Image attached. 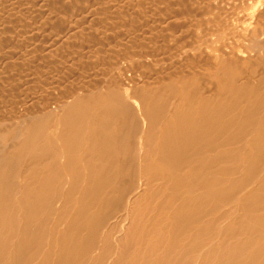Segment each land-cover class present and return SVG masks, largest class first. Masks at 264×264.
Here are the masks:
<instances>
[{
  "label": "bare ground",
  "instance_id": "obj_1",
  "mask_svg": "<svg viewBox=\"0 0 264 264\" xmlns=\"http://www.w3.org/2000/svg\"><path fill=\"white\" fill-rule=\"evenodd\" d=\"M220 1L233 15L251 0ZM7 2L12 11L1 14L0 32L26 8L70 6L62 0H0V10ZM128 2L113 7L137 14L136 5ZM258 4L255 13L264 17V5ZM46 17L41 22L45 26L58 18ZM239 17L237 13L235 19ZM152 19L146 33H154L159 25L167 29L178 24L171 16ZM227 20L215 16L211 22L234 31ZM89 28H73L75 34L68 37L61 34L63 29L55 40L64 46L70 35H76V41L82 38L77 34L90 37ZM224 35L201 34L197 45L183 48L174 59L164 55L163 63L185 57L188 72L175 78L172 74L173 79L156 90L131 92L139 89L132 77L144 68L131 57L124 59L122 68H113L112 63V68L86 72L100 80L99 92L46 97L49 105L38 114L15 119L11 125L0 120V264H264V63L255 50L251 53L263 43L252 31L249 47ZM238 35L247 39L242 32ZM2 38L0 48L7 43ZM134 38L140 43L141 37ZM82 41L81 46L88 42ZM80 49L71 50L76 54ZM90 50L88 54L94 55L95 48ZM248 66L258 79L244 74ZM122 69L124 76H119ZM55 73L52 83L61 78ZM40 99L28 95L25 105ZM230 204L234 206L229 210Z\"/></svg>",
  "mask_w": 264,
  "mask_h": 264
},
{
  "label": "rangeland",
  "instance_id": "obj_2",
  "mask_svg": "<svg viewBox=\"0 0 264 264\" xmlns=\"http://www.w3.org/2000/svg\"><path fill=\"white\" fill-rule=\"evenodd\" d=\"M62 1L67 2V4L70 2L69 3L70 6H68V8L64 9V10H58V9H56V7L54 8L52 5H51L52 7L49 6V8L51 7V9H47V10L44 9V11H43V9H39V8H38L39 10L37 8H34V9L33 8H26V10L24 9L23 11L18 13L16 18L11 19L13 21L12 22L10 21L12 24L9 25L10 27H7L8 29H5L4 32L3 31L0 32V35L1 34L3 35L4 33H5L4 35H6V36L1 35L0 37L1 38L4 37V39L5 38L7 39V40H4V42L7 41V43H5L6 45L3 44V46H2L4 50L2 51V47L0 48L1 49L0 51L3 54L2 55L0 53V101H1L0 102V120L4 123L6 122V125L8 123H9V125L13 124V122H15L14 121L15 119L28 118L31 115L38 114V112L42 111L43 108L44 109L47 108L49 104H48V100L46 99V97L47 98L52 97V98H56V99L57 98L58 99H61V98L66 99L67 96H69L73 93H77V92L89 93V92L101 91V88H102L100 86L101 82H99L100 80L97 79L98 77L96 75L93 76L90 74L89 75L87 74L88 75L87 76L86 72L91 70L93 67L95 69L112 68V66H113L112 63L114 64L113 68H115V67H118V68L121 67L122 68L126 62V60H124V59H128V58L129 59H132V58L135 59L136 58L139 62L142 63V65L145 68V70H144V68L142 70H140L138 72V75H135L132 77L133 81L135 82L136 86L139 87V89L137 90L138 92L137 91L135 92L134 89H132L131 92L134 91V94H137V93L141 92L140 89L142 91H146V90H149L151 88L156 90V88L159 87L163 81H165V82L169 81L170 77L173 79L174 75H179L180 73L184 74V73L188 72L185 65L183 66V64H185V61L183 60V59H185V57H183V59H182L183 62H182V60L179 59L180 57H178V60L181 63V65L178 62V60H176L177 62L175 60H172L170 63L169 62L163 63L160 61V60H162V57L164 55H166L167 57L170 56L172 59H174V56L176 54L177 55L180 54L184 49H188L189 46H191L192 44L197 45L195 39H197V41H198L199 39L203 38L202 36L206 37V35L209 32H213V31H215L217 33H221L222 35L225 34L224 36L226 38H231L232 40H235L237 42V44H239V45L242 44V47H244V46L249 47L251 45L250 44L251 41L248 40V38H249L248 33L250 34V31L255 32V33H259L260 36L257 35L256 37H257V39H258V37L260 38L258 42L263 43V45L261 44L262 47L260 45L257 49L254 48L253 50H251V53L255 50L254 51L255 54L254 53H252V54H254L255 57L261 59V61H263V63H264V17H260L259 14L257 15V13H255V8H254V7H256V4H258V3H259L258 5L261 4L263 6L264 0L248 1V4H246V6L247 5L249 6V3L251 2L250 6L249 7L248 6L247 7L242 6L244 9L241 6L240 7L238 6L239 8L235 7L237 9V10L235 9L237 12L233 15L231 13V11H233V10L227 9V7H225L224 3L220 0H209V1L208 0H197V1L196 0H163V1H165L164 3H162L163 1H161V0H159L160 2L157 1L154 3L153 2H147L146 0H133V1L132 0H122V1L117 0L115 2H114V0H109L105 4H104V2L102 3L101 0H62ZM126 1H129L130 3L129 2L128 3L131 5H132V2L136 5V7L138 9L137 14L134 15L129 10H128V12H125V13L122 12L121 13V12H119V10L114 8L115 6L113 7V5H115V3L119 4L121 2H126ZM185 1H188L189 3L186 4L187 2H185ZM142 3H144V4H142ZM5 4H4V7L2 6V8L0 10V12H1L0 13V21H2V19H3L2 16H5V14H8L10 11H12L11 6L8 4V2L6 5ZM211 5H212V7H211ZM81 6L82 7L88 6L87 7L88 10L82 11ZM209 6H210V9H209ZM200 7L204 11L200 10ZM219 7H222V8H219ZM223 8H225V9H223ZM240 8H241V10H240ZM7 9H9V10H7ZM90 10L92 12H90ZM48 11H49V13H48ZM243 11H244V14H243ZM224 12H226V13H224ZM88 13H90V14H88ZM113 13H114V15H113ZM237 13H238V17L240 14H242V16L235 19V17H237ZM1 14H2V16H1ZM51 14H52V17H54V16L58 17V18H56V20H54L52 22V25L48 24V26H45L43 23H41V22H43L42 20L45 21V19L47 18L46 15L50 16ZM244 15H246V18ZM170 16L172 17V19H174V18L177 19L178 24L176 26L175 25L169 26L170 28L167 27V29H166V27H164L165 29L162 27V29H161L160 25H159L157 28H155L154 33H146L145 32L146 24L151 23V21L153 20L152 19L153 17L154 18H159V17L167 18ZM215 16L216 17L219 16L220 18H222L223 21L227 20V18L229 17L227 21H229V22L232 21L233 25L235 26L234 27L235 32L231 31L232 30L231 28H226L225 25L220 26L215 21L211 22V20H214ZM230 16H234V17L230 18ZM247 16H248V18H247ZM205 17H206V19H205ZM178 18H179V20H178ZM132 19H133V21H132ZM182 19H184V20H182ZM238 20H239V22H238ZM35 21H37L38 23H36ZM178 21L183 22V24L181 22H178ZM202 21L206 22V24H203ZM207 21H209L210 23ZM33 23L36 25V28H34V29L32 28V26L34 27ZM73 23H75V25H73ZM144 23H145V25H144ZM179 23H181L182 25ZM195 23H196V25H195ZM198 23H200L202 26ZM40 24L41 25L43 24L42 25L43 28L41 27ZM84 24L86 25L85 27H84ZM249 24L254 26V27L249 29L250 28ZM69 25L71 28L73 26L74 29H78V28L80 29L82 27L83 28H89V27H87V25H89L92 29L89 28V32H88V29H86V31L88 32V35H90V37L87 36V32H86V35L84 34L87 37H84L81 34H80L81 35L80 36L79 34L76 33L78 35V38L82 37L81 39L83 41L81 39H79L80 40V43H79V40L78 41L75 40L77 38H73V37H76V35L75 36L70 35L68 41L65 42L66 44L64 43V46H63L62 42H57L55 40V35H56V33L58 34L60 31L62 32L63 29H64L65 33H63V32L62 33L60 32V33L62 35L65 34V37H68L69 33L75 34V33H71L73 28L71 30L70 27H68ZM190 25H192V26H190ZM257 29H259V30H257ZM90 30L92 33H94L93 34L94 36H92V33L90 32ZM29 31H30V33H29ZM50 32L51 33L53 32V33L51 34ZM241 32L244 33L246 38L247 37L248 38L244 39L241 37L242 35L239 36L238 33H241ZM89 33H91V34H89ZM106 33H108V34H106ZM201 34H202V36H201ZM100 36L102 37V39H101L102 41L100 40V38H101ZM200 36H201V38H200ZM49 37H51V38H49ZM71 37L73 38L72 40H70ZM91 37H94V39L92 38V40H96V38H98L97 39L98 44L100 43L102 46L104 44V46L103 47L99 46L100 44L98 45L97 42H95L96 45L94 44V42L90 45V42H92V40H90ZM103 37H105V39ZM134 37H137V38L141 37L140 43H139V40H136ZM83 38L84 39L86 38V39L84 40ZM8 39H10V40L8 41ZM103 39L106 42L103 41ZM250 39H252V38H250ZM54 40L56 41V44H54V42H55ZM86 40L89 42V44ZM51 41H52V43H51ZM69 41H73V42H69ZM81 41L84 43L87 42L86 44H82L84 46V48H83V46L80 45ZM76 42H78V45L75 46V44H77ZM59 43L60 44L62 43L61 44L62 46L59 45ZM68 43L69 44L75 43V44L69 45ZM67 44H68V46H66ZM56 45H58L60 47L57 46L58 48L55 51L54 49H55ZM195 45H193V46H195ZM69 46L71 48L68 50ZM73 46H74V50L75 49L78 50V47H79V49L81 47L83 48V50L81 48L80 49L81 51L80 50L78 51V53L80 52L79 53L80 55L78 53H76L77 55L72 53L73 51L71 49H73ZM65 47H68V48H65ZM97 47L98 48L102 47V48H99L100 49L99 53L96 50V49H98ZM60 48H62V49H60ZM94 48L97 52L94 50ZM105 48H106V51H105ZM51 49L53 51H51V53H49L48 51H50ZM89 49H91L90 52L95 51L94 55L92 53H90V55L88 54L89 51L87 52V50H89ZM102 49L104 51H102ZM66 50H68V51H66ZM100 52H103V53H100ZM83 53H85V54H83ZM12 54H13V58H12ZM43 54H44V56H43ZM45 54H47L49 56L50 55H53V56L49 57ZM62 54L63 55L65 54V55L63 56ZM69 54H70V58H69ZM72 54H74L75 56ZM98 54H101V57L105 55L104 57H102L104 59L100 58L99 56L97 57ZM106 54H108V55H106ZM14 55H15V57H14ZM21 55H22V57L18 58V56H21ZM95 55H96V58H95ZM127 55H129V56L127 57ZM257 55H259V57ZM41 56H43V57L47 56V59H46V57L43 58ZM67 56H68V58H67ZM89 56H92V62L94 64L91 63V60L89 61V59L91 58V57L89 58ZM32 57H35V59ZM93 57L97 61L94 60ZM17 58H18V60H17ZM27 58H29V59H27ZM109 58L111 60L110 61L111 64L108 61ZM50 59H52V60H50ZM67 59H69V60H67ZM73 59L76 61L78 59L79 60V61H77L78 64H76V65L71 64L73 62ZM99 59H102V60L99 61ZM48 60H50V61H48ZM65 60H66V62H65ZM105 60H107L108 62ZM19 61H21V63ZM102 61H104V62L101 63ZM113 61H115V62H113ZM17 62H19V63H17ZM22 62H23V64L25 63V65H27V67H24L25 65H22ZM29 62H31V63H29ZM118 62H120V65ZM26 63H28V64H26ZM57 63H59L60 65ZM66 63L67 64L69 63V64L66 65ZM79 63H80V65H79ZM108 64H109V66H108ZM69 65L71 66V68ZM86 65H87V68H86ZM72 67L74 70L72 69ZM103 67H105V68H103ZM121 68L119 70H121ZM59 69H61V70H59ZM152 69H154V70H152ZM250 69H252V68L249 66L245 68L244 74L248 72L247 75L245 74L246 76H248L252 73V70L250 72ZM150 70L153 72L152 76L150 74H148V72L151 73ZM67 71H69V72H67ZM55 72L56 73L58 72L57 75H55V76L59 77V75H60L61 78L59 77L57 79L58 80L57 82L52 83L51 77H52V75H54ZM122 72H124L123 69H122L121 73H119V76L123 75ZM165 72H166V74H165ZM157 73H158L159 77L155 76V75H157ZM172 74H173V76H172ZM62 75H64V76H62ZM254 76H256V77H254ZM175 77L176 76H174V78ZM251 77H254L255 80H256V78L257 79L259 78L258 75H255V74L253 75V73H252ZM203 78H205V76H203L202 79ZM85 80L87 82H89V80H90L89 84L81 86ZM204 80L205 79H203V82L205 83L206 80L205 81ZM203 82H202V84H204ZM202 84H201V87L202 86L204 87V85H202ZM109 86H111L110 82L106 83L104 85L105 88H107ZM9 88H11V91ZM4 89H6V90L4 91ZM2 90H3V92H2ZM7 90L10 94L7 92ZM207 93L211 94V92L209 93V91ZM28 95L29 96H31V95L39 96L41 99L39 100V103H37V102L32 103V106H31V103L25 105V102H26L25 100H27ZM25 96H26V98H24ZM25 106H27V107H25ZM15 124L16 123H14V126L13 125L10 126L9 129L11 127L14 128ZM1 127H3V126L0 125V128ZM4 134H5V131H4ZM233 206H234V204H230L228 206L229 210ZM237 220L240 222L239 223L240 227L242 229H244V226H243L244 224L240 220L239 217L237 218ZM261 256L264 258V253H261Z\"/></svg>",
  "mask_w": 264,
  "mask_h": 264
}]
</instances>
